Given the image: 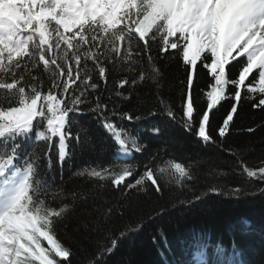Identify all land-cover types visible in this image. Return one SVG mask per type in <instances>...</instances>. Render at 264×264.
Wrapping results in <instances>:
<instances>
[{"label": "snow or ice", "instance_id": "obj_1", "mask_svg": "<svg viewBox=\"0 0 264 264\" xmlns=\"http://www.w3.org/2000/svg\"><path fill=\"white\" fill-rule=\"evenodd\" d=\"M169 58L184 71L169 85L178 105L162 93L158 60ZM142 87L151 91V107ZM225 100L232 103L213 135L212 117ZM244 100L264 109V0H0V264H72L74 253L56 235L69 213L94 247L82 264H107L122 241L163 215L154 209L117 224L133 210V190L162 194V184L184 188L196 179L193 165L178 162L166 145L149 151L141 133L162 129L140 125L153 117L235 156L238 175L264 182V161L249 167L226 144ZM85 115L106 133L111 162L78 168L72 175L83 184L68 191L64 165L92 143L87 127L72 131ZM109 185L118 198L100 195ZM209 191L239 198L243 189ZM210 247L212 264H242L235 239L213 246L202 234L191 237L184 264H209Z\"/></svg>", "mask_w": 264, "mask_h": 264}, {"label": "trees", "instance_id": "obj_2", "mask_svg": "<svg viewBox=\"0 0 264 264\" xmlns=\"http://www.w3.org/2000/svg\"><path fill=\"white\" fill-rule=\"evenodd\" d=\"M154 54L159 56L158 47L154 45ZM170 56V54H165ZM163 76L162 93L165 97L179 104V92L169 85L177 84L183 78L184 71L178 59H159ZM235 73V69H233ZM115 73L110 75V80ZM120 75H124L121 73ZM203 77V71L201 70ZM140 95L149 100L147 107H151L153 96L148 88H140ZM257 96V101H258ZM255 101L244 100L238 106L234 117L232 131L226 138V144L239 152L244 162L252 168L259 167L264 161V127L257 128L255 132L246 131L249 127L264 122V109L253 108ZM231 100H225L222 106L215 111L212 117L213 135L215 126L222 122V116L229 110ZM129 105H126V107ZM142 110H146L142 109ZM179 111V108H177ZM158 125L162 131L159 136H151L142 132L143 138L149 144V151L166 145L168 153L174 155L178 162L184 165H193L194 181L186 182L187 187L180 188L173 185L164 186L162 194L155 193L149 188L148 193L137 194L135 190L130 194L132 211L127 213L117 224L135 219L141 215L147 216L154 209L159 212L164 209L163 215L156 216L155 220L145 224L144 229L136 235L122 241L116 252L107 258V264H184L190 260L188 242L193 234H202L206 241L215 245L222 241L226 246L235 239L242 251L239 261L242 264H264V182L249 181L246 176L238 175L236 157L226 154L212 145L204 147L192 136L183 132L172 124L166 116L153 117L141 122L142 129ZM80 126L89 129L92 143L82 153L65 163L63 180L66 190L71 191L83 184V180L73 177V172L88 164H107L111 162L110 152L105 146L106 133L98 128L91 115L78 116L72 127L75 132ZM142 159V157H137ZM199 162V163H196ZM222 171L226 175H217ZM59 183L60 176L56 173ZM222 188L228 192L231 188L240 187L243 191L239 198L231 195H217L209 191L212 186ZM91 187V185H85ZM100 195L113 200L119 194L108 188L102 190ZM201 197L191 206H182L180 201H192ZM101 201H97L100 203ZM173 205H176L173 207ZM248 223H244V220ZM67 227L59 225L56 229L58 239L74 253L72 264H82L86 253L94 251V247L84 238L82 231L75 230L77 220L71 213L66 221ZM163 233V235H161ZM155 237L156 242H153ZM213 247L209 248V264L214 257ZM161 252L164 255H161ZM186 252L188 254H186Z\"/></svg>", "mask_w": 264, "mask_h": 264}]
</instances>
